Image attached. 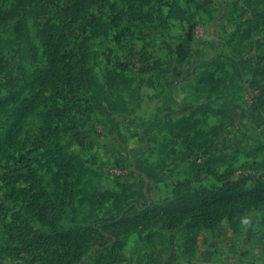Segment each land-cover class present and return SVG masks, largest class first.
<instances>
[{"label": "rangeland", "instance_id": "1", "mask_svg": "<svg viewBox=\"0 0 264 264\" xmlns=\"http://www.w3.org/2000/svg\"><path fill=\"white\" fill-rule=\"evenodd\" d=\"M54 9L0 0V264L264 250V0H100L68 29L85 53L70 93L43 76Z\"/></svg>", "mask_w": 264, "mask_h": 264}, {"label": "trees", "instance_id": "2", "mask_svg": "<svg viewBox=\"0 0 264 264\" xmlns=\"http://www.w3.org/2000/svg\"><path fill=\"white\" fill-rule=\"evenodd\" d=\"M33 2V7L35 8V15L39 18L44 17L47 13L44 12L46 8L50 5L55 6L54 15L51 14L50 17L38 19L37 31L39 33L40 41L43 47V52L45 55V74L44 78L52 84H56L57 81L67 82L69 88L63 90L64 93H70L74 90L73 85L76 80L70 77L71 72L83 62V56L85 55L82 47L78 44L76 47L68 46V29L74 23L84 20L90 7L97 4L100 0H64L63 8H60V3L57 0H16V7L25 4V2ZM121 12L113 13L112 17L108 20L102 17H94L92 22L88 26V30L93 36L106 35L108 30L113 26H119L118 18L121 16ZM122 81H129L126 76L117 74ZM67 87V86H66ZM81 105V103H76ZM64 109L61 110L60 114L65 112ZM55 114H58L55 112ZM223 191V190H222ZM220 193H208V198L214 199L218 197ZM172 206L178 207L179 204H174ZM38 243L44 245L53 246L50 237L42 236H32L27 244L28 248H33ZM58 250H60L58 248ZM36 257L32 258L33 260ZM38 259V258H37Z\"/></svg>", "mask_w": 264, "mask_h": 264}, {"label": "crops", "instance_id": "3", "mask_svg": "<svg viewBox=\"0 0 264 264\" xmlns=\"http://www.w3.org/2000/svg\"><path fill=\"white\" fill-rule=\"evenodd\" d=\"M247 247L245 244L242 246L240 252L236 251L232 264H264V250L259 247L257 250L252 249L247 251Z\"/></svg>", "mask_w": 264, "mask_h": 264}]
</instances>
